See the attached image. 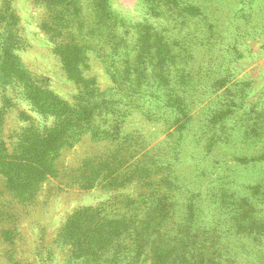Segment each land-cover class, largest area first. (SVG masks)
I'll return each mask as SVG.
<instances>
[{"label":"rangeland","instance_id":"rangeland-1","mask_svg":"<svg viewBox=\"0 0 264 264\" xmlns=\"http://www.w3.org/2000/svg\"><path fill=\"white\" fill-rule=\"evenodd\" d=\"M158 1L0 0V52L14 53L53 95L82 100L60 62L63 39L49 35L57 33L55 17L68 21L63 31L75 27L102 47L118 69L147 66L144 75L128 73L114 85L90 55L85 72L103 96L140 103L128 120L134 135L124 141L131 144L121 150L127 171L140 176L124 185L102 182L110 169L98 160L116 143L88 133L63 148L56 177L47 172L21 190L0 169V264H264V0ZM159 39L171 53L155 72ZM7 61L0 141L16 161L12 154L29 131L45 137L57 117L33 105ZM180 108L188 120L181 137ZM86 207L93 218L108 213L107 221L120 222L105 248L88 254L84 246L79 255L66 234L74 232L72 218L88 219L81 215ZM136 215L153 226L132 222Z\"/></svg>","mask_w":264,"mask_h":264},{"label":"trees","instance_id":"trees-1","mask_svg":"<svg viewBox=\"0 0 264 264\" xmlns=\"http://www.w3.org/2000/svg\"><path fill=\"white\" fill-rule=\"evenodd\" d=\"M76 10L77 9L74 11L75 16L77 14ZM53 20L59 27L56 34L53 30V34L49 35L52 38L59 37L63 40H67L66 42L59 40L57 52L59 53L61 65L68 75V78L78 85L79 92L75 98L80 97L82 100H80V104H78L77 101L69 102L56 94L53 95L46 87V83H39V79H36L34 73L22 69V64L20 61H17L18 59L14 53L11 54L13 58L11 62L6 60L7 58H11L9 53L0 52V62L2 59L0 71L7 61L11 71L15 72L14 75L20 79V81L25 82V94L28 99L32 101L33 105L41 112L57 117L54 127L45 137H39L38 134L34 137L33 133L29 131L20 146L16 148V154H12L15 155L16 161L7 159L10 155L8 156L5 146L0 141V169L2 173L6 175V180L9 181L10 187L16 185L18 189L21 190H24V181L29 184L35 183V181L44 179L47 176V172L53 177H56L59 171V159L63 154V148L74 145L78 139H81L83 134L88 133L91 139L96 142L104 140L116 143L115 149H113L106 158L98 160V165H104L105 163L106 169H110L107 177L103 175L102 182L107 183L109 180L117 178V184L124 185L126 182L131 180L134 181L136 177L140 176V172L135 170H131L130 172L127 171L129 165L128 160L124 157V154L121 153V150H128L131 144H126L124 141V139H132L134 135L132 133L134 132L133 130H128V120L137 110L136 107H138L140 103L135 100L123 103L122 101L126 99H115L103 96L104 92L100 89L96 79L87 76L85 72L90 66V55H94L96 59L104 63L107 71L111 75V79L114 81V85L121 84L122 82L120 80L128 79V73H132L133 75L134 73L144 75L147 66H142V68L126 66V68L123 67L120 70L115 67V60L111 58L109 53H106L102 47L96 43L80 35L75 27L63 31V29L69 28L68 21H65V19L61 21L56 17L53 18ZM70 26L73 25L70 24ZM162 41L163 39H159L157 48L152 51L156 52L154 67L155 69L157 68L158 71L155 70V72L160 71V60H167L166 57L171 53V50L168 51L167 46H165V43L163 44ZM148 54L152 55L150 53ZM139 57L140 55L137 61H143V57ZM153 58L154 55H152L151 59ZM43 79H46V77H43ZM176 101V103H178L181 102L182 99L179 98ZM177 105L179 107L181 106L179 103ZM180 111L182 114H180V117L175 121V124H178L175 131L178 133L182 132L183 134L187 126L186 121H188H184L183 118L187 117V112H184L183 108H180ZM179 134L181 137V133ZM93 161L94 159L91 160V162ZM89 162L90 160L85 161L84 169L91 167ZM99 169L100 168H97V170ZM83 172L84 173L79 171L78 176L84 180L85 178L82 177V175L85 174V171ZM20 176H22V179ZM89 177L92 179L91 176ZM123 178H125V180L120 181ZM92 180L94 181L96 178ZM139 180H142V178H139ZM84 185H86V187H91L94 184L85 182ZM90 208L91 207H86L81 211V215L85 213L88 219L83 220L80 218L79 220L71 217L72 219L68 223L70 229L74 232L71 234L68 232L66 236H69L68 241L72 246L78 248L80 251L79 255H85L87 249L85 250L84 246H89L88 254L91 252L94 254L95 250H97V246H102L101 249L105 248L103 244H108L111 229H115L120 222L119 218L109 219L107 221L108 213L93 218L88 214ZM151 221L152 219L150 217L142 219L137 215L132 219V222L144 224L148 229L153 226H151ZM109 222H113L114 226L105 225V223ZM122 227H124V224H122ZM120 235L123 234L121 233ZM105 236L106 239L104 242ZM73 238L80 242V246L84 250L79 249V246L75 243V239ZM112 245L113 244L109 243V247ZM159 246L154 248L156 252L161 250ZM117 249L119 250L120 247ZM120 257L127 258L126 255L123 254L122 256L120 255ZM128 260L135 263L133 259Z\"/></svg>","mask_w":264,"mask_h":264}]
</instances>
